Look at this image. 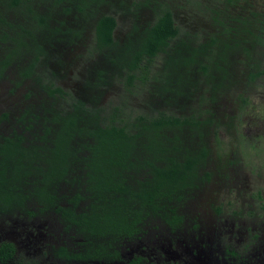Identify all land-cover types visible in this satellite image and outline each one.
<instances>
[{"label": "trees", "instance_id": "16d2710c", "mask_svg": "<svg viewBox=\"0 0 264 264\" xmlns=\"http://www.w3.org/2000/svg\"><path fill=\"white\" fill-rule=\"evenodd\" d=\"M65 1L51 3L65 5ZM214 1L215 5L193 2L202 4L197 7L202 14L189 13L197 22L184 24L169 0H139V4L154 7L156 17L125 49L112 48L119 43L114 37L115 16L102 14L95 24L98 46L112 48L111 58L126 74L129 87L137 78H150L156 58L162 61L152 74L154 93L164 96L159 105H177L180 110L153 108L154 112L133 116L136 107L129 108L130 112L116 107L111 123L84 128L77 127L83 116L69 114L59 134H45V150L26 145L21 134L0 136V227L11 229V219L17 218L21 229L36 234L38 224L32 219L55 217L53 227L44 225L43 230L54 236L68 232L77 245L54 246L45 254L26 249L30 254L25 255L17 242L0 235V264H143L151 256L141 250L135 253L130 244L153 242L157 249L168 243L167 237L171 242L172 235L185 232L184 209L225 164L215 171H202L212 158L208 127L216 121L215 113L203 106L233 89L239 111L250 112L247 92L264 86V5L257 9V0ZM67 2L68 11L86 14L98 0ZM40 6L41 0H0V47L5 50L0 58V78L21 49L29 46L23 37L37 31V26L12 20L11 11L40 25L38 32L51 30L53 14L42 12ZM206 26L213 30L211 34L200 30ZM10 28L14 32L9 33ZM199 37L203 40L194 44ZM10 38L14 40L11 48ZM35 43L38 53L46 51L43 44ZM38 58L31 60L25 73L34 72ZM127 90L130 95L135 93ZM58 92L63 89L50 90L54 95ZM78 102L86 115L85 103ZM240 114L230 117L225 125L230 133L241 131ZM94 115V119L100 116ZM78 130L90 134H75ZM188 130L193 132L190 136ZM192 138L200 141L195 148L187 142ZM215 211L221 213L222 208ZM199 226L195 223L192 227ZM163 235L166 240L158 244L155 238Z\"/></svg>", "mask_w": 264, "mask_h": 264}, {"label": "rangeland", "instance_id": "374dc122", "mask_svg": "<svg viewBox=\"0 0 264 264\" xmlns=\"http://www.w3.org/2000/svg\"><path fill=\"white\" fill-rule=\"evenodd\" d=\"M138 1L98 0V3H95L86 14H80L75 10L68 11V7H62L59 4H56L57 7L51 10V0H41V5L45 11L48 9L51 13L56 14L57 18L60 16L61 22L59 21L55 26H59L61 23L59 27L64 35L54 42L47 44V51L49 53L50 51H54V48H59L60 45L66 46L67 43L63 42L65 40H62L66 36L77 35L80 38L72 44L69 51H66V48L63 47L60 53L55 51L52 55L45 52L38 53L35 49L36 41H34L32 49L29 48L27 55L22 57L24 58L23 62L32 60L35 56H33V52L35 54H43L47 58L40 64L39 71L43 70L46 79L49 80L52 72L54 73L57 69L58 72L63 74L61 81L74 100H82L87 86L85 81L90 82L92 78L95 79H93L94 81H97L98 76L103 77L100 76L104 71L103 68L98 69L96 76L92 73V66L94 63L99 62L97 54L104 51V48H100L96 43V39H94V28L98 17L102 14H109L106 8L110 6L112 12L118 13L117 15L123 16L126 13L134 20V25L129 32L126 31L128 25L125 21L122 23L120 21L119 23L120 27H118L117 31L118 39H116L119 43L112 48L125 49L129 45V39L136 36L144 28V25L136 20L141 17L142 9L145 10V13H155L156 15L154 7L139 4ZM169 1V4L174 6L178 19L184 24L188 21L191 24H196L197 22L189 13L194 15L202 14V10L200 8L198 10L197 8L202 6V4L200 3V6H197L193 2L203 1L206 4L215 5L214 0ZM257 1L259 2L257 3L258 9L264 5V0ZM66 5H70L69 2H66L63 6ZM200 30L204 35L213 32L209 26ZM124 34L127 37L123 38L124 42H121V37ZM184 37L187 38V35H184ZM196 40L194 44L200 43L203 38L199 37ZM82 45L87 46L82 48ZM76 48L78 49L76 50ZM112 48L109 53L111 57L113 56ZM109 54H106V56ZM59 58H65L67 65ZM155 61L152 74L162 64V61L157 58ZM23 68L24 66L21 65L20 69L22 70ZM110 71V77H112L111 84L107 85V87L98 86V89L94 90L96 91L94 99H98L102 105L101 107H95L94 112H98L99 110L102 112L106 107L110 110L109 114L111 115L116 107L121 110V106L128 111L129 108L136 107L135 110H131L136 112V114H132L133 116L154 112L153 108L156 111L159 109L166 112H169L171 107H175L174 110H180V107L177 105L168 106L169 108L165 105H159L163 101L162 98L164 96L154 93L156 89L152 84L154 83L155 85L156 82L152 74L150 78H145V80L137 78L133 82V85L129 87L126 83V74L123 73L121 67L112 63ZM140 73L138 69L136 74L140 76ZM143 81L144 84L142 85ZM14 84L13 74H8L0 79V136L20 132L23 133L26 143H29L31 146L39 145L45 150L48 144L45 134L27 133L30 131L29 121L39 130H44L48 125V116H43L39 110L34 109L36 115H29L24 120L20 118L26 114L24 110L28 109L20 103V101H23L22 96L31 93V105H34L40 99V96L43 95L40 89L42 83L36 77H33L25 85L19 86L20 82H18L17 88L13 87ZM128 88L132 89L135 93L130 95L127 90ZM231 91L226 94H219L216 102L203 106L204 109L210 108L215 113L216 121L208 127L212 158L202 167V171L204 173L206 170L215 171L219 164L224 162L225 164L220 168L219 173H215L213 180L205 184L198 192L195 201L188 206L189 208L184 209L187 217V229L182 235H172L173 241L171 240V242L170 238L167 237L168 243L165 241L157 249L152 245L153 240L149 241L152 243L142 241L130 244L135 247V253L141 250V254L146 256L149 254L153 260V264H156L160 258L168 259L169 261L177 260L178 264H239V260L242 257L245 259L249 254L252 259L257 260V262L253 261V264H264V86L256 88L252 92H247L246 96H249L251 104L250 112L248 109L239 111V101L234 97V94H231ZM68 105L69 103L64 101L60 103L64 112H66ZM193 105L198 106L194 103ZM4 111H12V119L11 116L10 118L9 116L1 118ZM94 112L87 115L85 121H93ZM238 114L243 115L239 117L241 131L239 134L230 133L226 130L225 125L230 122V117ZM167 133L172 134L173 132L167 131ZM192 133L190 130L187 131V135ZM215 134H218L217 138ZM38 136L42 138L40 139ZM79 141L83 142L84 140L82 137H79ZM187 142L189 147L195 148L196 143L200 141L192 138ZM184 145L188 146L186 143ZM204 173L202 174L204 175ZM217 207L222 208L221 213L215 211ZM45 218L35 217L34 221L33 219L31 220L38 224L36 234L33 230L21 229L19 226L20 220L17 221V218H15L11 219V229L8 228L7 230L5 225H1L0 235L4 236L5 239L17 242L20 253L25 255L30 254L29 251H38V253L40 252L39 254H43L44 251L45 254L51 247L58 245H69L71 248L77 246L71 242L70 234L66 235L68 232L57 233V236H54L44 231V225L53 227L55 223V217L50 219ZM233 222H235V226L231 228L230 226H233ZM195 223L200 225L199 228L193 229L192 226ZM246 228H248V232H246ZM238 230H244L243 238L237 236ZM165 236L156 237L155 240L160 244L163 240H166ZM203 239L207 240V242L211 241L214 248L211 250L201 247L204 243ZM236 239H240L239 245ZM26 249H29V251H26ZM226 251L227 254H225ZM229 253L231 254L229 255ZM36 255H30L31 257L29 258H33ZM49 257V255L43 256L46 261L52 262L48 259ZM204 257L206 259H203ZM61 264L66 263L61 261ZM120 264L126 263L124 261Z\"/></svg>", "mask_w": 264, "mask_h": 264}, {"label": "flooded vegetation", "instance_id": "af4514ba", "mask_svg": "<svg viewBox=\"0 0 264 264\" xmlns=\"http://www.w3.org/2000/svg\"><path fill=\"white\" fill-rule=\"evenodd\" d=\"M67 1L72 2V0H66L65 2H67ZM41 4H42V2H41ZM59 5H61L62 7H68L69 6V5L63 6V4H59ZM56 7H57L56 4H51V10H54ZM41 9H42V12H45L47 14H53L52 15L53 18H51L49 20V22L52 24L51 30H48V28H46V29H43V30L38 32V30H39L38 28H40V25H38L36 23L34 24L33 21H31V20L27 21L24 18L25 16L16 13L14 10L11 11V17L10 18H12V20L17 19L20 21H25V22L27 21L26 23L29 25H34L33 27L37 26V31H36V34L34 36L25 35L23 37L22 40H25L26 42H28L29 46L27 48L21 49V51L16 56V58L12 61V63L9 65V67L4 71V75H3V76H6L8 74H13L14 80H15V84L13 85L14 88H17L18 82H20L19 86H22V85H25L27 83V81L31 80L33 77H36L43 85V86L42 85L40 86V89H41L43 95L40 96V99L37 102H35L34 105H31V101H32V99H31L32 94L31 93H28L27 95L22 96L23 101H20V103L22 104V106L27 107L28 109H26V110L23 109L26 114L20 118L22 120H24L29 115H32V116L36 115L34 112V109H36V110H39L43 116H45V115L48 116V118H49L48 119V125L44 128V130L41 131L38 128H36L29 121L28 123H29V130L30 131L27 134H59L61 132V128L63 125L62 121L69 114L81 115L84 117V119L81 121L78 118V123H77L78 128H84L86 126H95L96 123L100 124V125H103L104 123L105 124L111 123V117L112 116L109 114L110 110L106 107L102 110V112L100 110L98 112H96V113L100 114V116L98 118L94 119L91 122L85 121V117L87 115H90L92 112H94L95 107H98V106L101 107L102 106L101 102L98 99L97 100L94 99L95 93H96V91H94V90L98 89L97 88L98 86L107 87V85L109 86L111 84L112 77H110V75H111L110 67H111L112 63H114V61L111 58V55L109 54L111 47H109V48L106 47V48H104L103 52L97 54V58H99V62L94 63V65L92 66V68H93L92 73L94 74V76L97 75L99 68H103L104 71L100 74V76H103V77L98 76L97 81H94L95 80L94 78H92L90 82L85 81V83H87V86H86V90L84 93V98L80 101H83L85 103L86 115H85V112L82 110V108L77 107L79 104V102H78L79 100H74V98L72 97L70 92L63 85V83L61 81V78L63 76L62 73L58 72L56 69L54 71V73L52 72L51 78L49 80H47L46 75L43 73V70L39 71L40 64L44 61V59L47 58L46 56H44L43 54L38 55V54H35V52H33V56L34 55L35 56L34 57L32 56L33 57L32 60H34L37 56H39L38 63L34 67V72L32 74L29 75V74L25 73L26 67H29L31 64V60L29 62L28 61L23 62L24 58H22V57L27 55L29 48L32 49L34 41L40 42L41 44H44L43 46L46 47L45 53L48 54L49 52L47 51V44L49 42H54L58 38H61L64 36L63 31L61 29H58V27L61 25V23L59 26H55V24L60 21V16H59V18H57L56 14L51 13L48 9H47V11H45L44 8L42 7V5L40 6V10ZM106 10H108L110 15H113L117 18V28L115 29V32H114L115 39H118L117 31H118V27H120L119 26L120 21H121V23L123 21H125L127 23V25H128V28L126 29L127 32H129L131 30V28L134 25V20L131 17H129L126 13H124L123 16L117 15L118 13L112 12L110 6H108L106 8ZM142 11L143 12H141V17L139 19H136V20L141 22L142 25H144V28H146L151 23H153L156 15H155V13H153V14L145 13V10H143V9H142ZM176 17H177V15H176ZM11 32H14V31L13 30L11 31V28H10L9 33H11ZM12 35H14V34H12ZM126 37H127V35L124 34L121 37L120 41L124 42L123 38H126ZM135 37L136 36L131 37L130 39H134ZM64 38L62 40H65L63 42H66L67 45L66 46L60 45L59 48H54V51H50L49 55H52L55 51L60 53L62 51L63 47L66 48V51H69L72 44L77 42L80 37H78L77 35H71V36H66ZM94 39H96V36H94ZM8 43H9L8 45H10V48L14 47V45H13L14 40H11V38H10ZM96 43H97V41H96ZM128 43H129V41H128ZM86 46L87 45H82L81 47L84 48ZM77 49L78 48H76V50ZM0 50L2 51L0 53V58H1V57H4V55H5L4 47L3 48L0 47ZM106 54H109V55L106 56ZM59 59L65 65H67L65 58H59ZM21 65L24 66V68L22 70L20 69ZM50 73H51V71H50ZM3 76H2V78H3ZM2 78H0V79H2ZM56 87H61L63 89V92H61V93L58 92V93H56V95L51 94L50 90L55 89ZM27 101H30V102H27ZM62 101L69 103V105L66 109V112H64V109L61 108V106H60V103ZM32 106H34V108H32ZM122 110L125 112L128 111V110H125V108L121 106L120 111H122ZM11 112L12 111H4V113L1 115V118H6L8 116L10 118V116H11V119H12ZM94 114H95V112H94ZM125 115L126 114H124L123 116H125ZM123 116H121V117H123ZM94 118H95V115H94ZM95 120H98V121L95 122ZM14 134L23 135V133H20V132H13L9 135L14 136ZM75 134H90V133H87L84 130H80V131L78 130L75 132ZM9 135H7V136H9ZM33 137L35 138V136H33ZM23 138H25L24 135H23ZM38 138L41 139L42 137L38 136ZM24 140H26V139H24ZM24 142L26 145H29V143H26V141H24ZM234 226H235V222H233V226H230V227L233 228ZM246 232H248V228H246ZM243 235H244V230H238L237 231V236H241L243 238ZM239 240L240 239H236V242L238 245L240 243ZM203 241H204V243L201 247H206V249H211V250L214 248L213 243L211 241L207 242V240H205V239H203ZM137 252L139 253V251H137ZM225 254H227V251ZM230 254L231 253H229V255ZM203 259H206V258L204 257ZM253 261L257 262V260L252 259L250 254H249V256H247L245 259H244V257H242V259L239 260V264H253ZM143 264H153L152 258H148V259L146 258V260L144 261ZM156 264H178V261L177 260L169 261L168 259L160 258V260H158Z\"/></svg>", "mask_w": 264, "mask_h": 264}]
</instances>
